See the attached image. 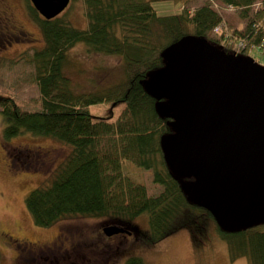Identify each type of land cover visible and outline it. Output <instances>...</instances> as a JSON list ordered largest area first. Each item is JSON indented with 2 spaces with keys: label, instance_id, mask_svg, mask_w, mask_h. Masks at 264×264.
Here are the masks:
<instances>
[{
  "label": "trees",
  "instance_id": "1",
  "mask_svg": "<svg viewBox=\"0 0 264 264\" xmlns=\"http://www.w3.org/2000/svg\"><path fill=\"white\" fill-rule=\"evenodd\" d=\"M86 28L63 17L46 20L28 9L44 39V46L28 59L40 99L35 108H22L11 96L0 94L2 136L22 132L45 136L70 146L66 159L46 183L25 197V208L35 225L48 227L72 216L104 217L133 223L148 215V240L157 242L188 228L191 234L212 215L189 201L181 180L168 168L161 139L172 133L171 118L157 112V101L143 87L151 73L164 67L163 50L184 36L208 40L227 54L245 55L264 44V0H211L240 10L248 19L245 31L225 32L221 14L203 3L195 9L159 15L153 5L161 0H82ZM211 33L215 37L211 36ZM84 43L89 52L122 58L123 78L89 91H75L64 68L68 50ZM120 104L117 117H94L93 104ZM151 170L160 189L149 194L145 185L123 173V162ZM215 222V221H214ZM216 224V223H215ZM216 231L224 240L231 261L246 257L248 264H264V223L234 232ZM126 264H145L131 256Z\"/></svg>",
  "mask_w": 264,
  "mask_h": 264
},
{
  "label": "rangeland",
  "instance_id": "2",
  "mask_svg": "<svg viewBox=\"0 0 264 264\" xmlns=\"http://www.w3.org/2000/svg\"><path fill=\"white\" fill-rule=\"evenodd\" d=\"M18 19L30 32L24 43L7 45L0 40V94L11 96L24 109L39 106V89L33 78V67L28 63L31 54L44 46L40 29L29 11L22 9L20 0ZM210 3L222 17L225 32L245 31L248 19L258 7L253 5L246 17L241 11L225 7L211 0H193L180 7L195 9ZM30 3V1H29ZM159 15L179 11L180 2L154 1ZM58 16L77 28H86L87 19L82 0H70ZM211 36L215 37L213 33ZM264 67V48L254 47L244 55ZM122 58L118 55L89 52L84 43H76L68 50V64L64 71L75 91H89L107 86L123 78ZM123 103L93 104L89 107L94 117L115 119ZM4 121L0 115V264H126L131 256L140 257L145 264H248L246 257L231 261L227 246L216 231L213 220L196 228L179 229L157 242L135 240L122 236L109 238L103 227L110 217L72 216L59 219L48 227L34 224L25 208L24 199L35 187L46 184L70 152L67 144L45 136L22 132L8 140L2 136ZM123 173L134 182L145 185L149 194L159 191L153 183L152 172L123 162ZM193 178L181 179L186 192ZM143 233H148V215L135 218Z\"/></svg>",
  "mask_w": 264,
  "mask_h": 264
},
{
  "label": "water",
  "instance_id": "3",
  "mask_svg": "<svg viewBox=\"0 0 264 264\" xmlns=\"http://www.w3.org/2000/svg\"><path fill=\"white\" fill-rule=\"evenodd\" d=\"M46 20L70 0H30ZM164 67L143 81L157 112L171 118L161 139L169 170L193 178L189 201L226 232L264 223V67L202 37L163 50ZM106 235L117 232L113 225Z\"/></svg>",
  "mask_w": 264,
  "mask_h": 264
},
{
  "label": "flooded vegetation",
  "instance_id": "4",
  "mask_svg": "<svg viewBox=\"0 0 264 264\" xmlns=\"http://www.w3.org/2000/svg\"><path fill=\"white\" fill-rule=\"evenodd\" d=\"M22 9H26V0H20ZM28 8V7H27ZM30 32L27 31L18 19V5L16 0H0V40H7L6 44L12 42L24 43L27 41ZM113 225L117 230L109 238L122 236L125 239L148 240L146 233L134 223L127 221H110L103 227V230ZM108 236V235H107ZM149 241V240H148Z\"/></svg>",
  "mask_w": 264,
  "mask_h": 264
}]
</instances>
